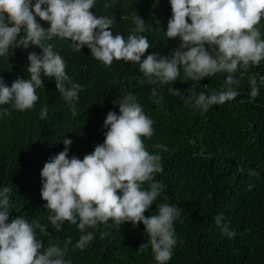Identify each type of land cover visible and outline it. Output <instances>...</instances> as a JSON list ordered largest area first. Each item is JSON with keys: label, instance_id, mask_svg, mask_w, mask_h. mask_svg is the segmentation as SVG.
Masks as SVG:
<instances>
[{"label": "clouds", "instance_id": "clouds-1", "mask_svg": "<svg viewBox=\"0 0 264 264\" xmlns=\"http://www.w3.org/2000/svg\"><path fill=\"white\" fill-rule=\"evenodd\" d=\"M171 17L164 35L179 41L168 55L148 52L152 47L145 32V21L135 12V27L125 37L113 34L114 16L97 15L100 0H0V58L8 60L13 50L28 52L27 78H17L11 86L0 79V120L10 109L33 110L45 88V80L55 81L57 91L69 105L72 117L78 115L77 104L83 85L68 75L65 59L50 41L68 40L73 51L87 47L91 56L109 67L114 61L137 66L150 85L167 88L169 95L185 106L204 115L217 105L235 100L240 95L238 73L248 72L264 62V0H168ZM117 0H112L115 5ZM39 18V20L37 19ZM44 21L48 26H43ZM40 49L28 51L30 48ZM181 73L192 81L187 94L173 88ZM224 76L222 90L198 91L205 78ZM250 98L255 100L264 77L249 76ZM152 102L160 104L163 96L155 87ZM118 106L109 111L103 122L104 140L81 159L69 157L73 141L63 138L64 149L51 156L40 172V196L49 210L47 220L55 232L65 222L75 225L80 235L73 245L66 238L63 247L37 237V229L48 236V227L29 222L24 217L10 219L11 196L7 186L0 187V264H72L67 259L72 251H84L96 239L103 225L144 226L148 237L143 250L150 246L155 264H169L179 237L175 223L180 220V207L161 203L154 215H145L161 197L166 185L156 179L163 173L161 156L150 153L144 140L154 135V121L145 113L137 96L129 92L113 100ZM39 118H48L47 106H41ZM221 234L235 238L222 214L214 218ZM108 233L100 232L104 238ZM179 243H183L179 240Z\"/></svg>", "mask_w": 264, "mask_h": 264}, {"label": "trees", "instance_id": "trees-1", "mask_svg": "<svg viewBox=\"0 0 264 264\" xmlns=\"http://www.w3.org/2000/svg\"><path fill=\"white\" fill-rule=\"evenodd\" d=\"M95 11L114 16L113 34L125 37L135 27L131 17L136 12L146 23L144 35L152 45L146 55H168L179 46V41L164 35L172 15L168 0H117L115 5L112 0H100ZM50 43L65 59L72 81L84 90L77 104L78 115L73 118L55 81L46 79L45 88L37 90L40 99L33 110L10 109L0 120V187L10 189V219L24 217L48 227V236L37 229L45 247L49 242L63 247L69 237L75 244L80 235L75 225L65 222L63 229L55 232L47 220L50 213L43 208L46 202L40 196V172L51 156L64 149L63 138L73 141L69 157L82 159L90 154L104 140L107 113L119 111L113 100L132 92L154 121V135L144 143L150 153L161 156L163 173L156 179L166 185L145 215L156 214L161 203L183 209L175 223L183 243L178 240L169 264H264V85L255 100L250 98L249 85L251 74L258 80L264 77V62L237 74L240 95L235 100L201 115L169 95L167 88L172 85L148 84L138 65L114 61L104 67L87 47L75 52L68 40ZM28 51L39 53L40 49ZM27 55L17 48L8 60L0 58V79L7 86L17 78H27ZM193 83L181 73L173 88L187 94ZM199 85L197 90L206 94L222 90L224 76L205 78ZM154 87L163 96L160 104L152 102ZM41 106L48 108L46 120L39 118ZM220 214L236 231L235 238L221 234L214 222ZM101 231L108 235L101 238ZM147 241L142 224L111 226L109 221L107 228L101 225L96 230V239L84 251H72L73 245H69L66 258L72 264H155L150 246L140 249Z\"/></svg>", "mask_w": 264, "mask_h": 264}]
</instances>
